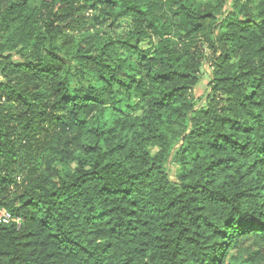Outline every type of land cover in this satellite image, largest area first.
<instances>
[{
    "label": "trees",
    "instance_id": "obj_1",
    "mask_svg": "<svg viewBox=\"0 0 264 264\" xmlns=\"http://www.w3.org/2000/svg\"><path fill=\"white\" fill-rule=\"evenodd\" d=\"M0 211V264H264V0H0Z\"/></svg>",
    "mask_w": 264,
    "mask_h": 264
},
{
    "label": "rangeland",
    "instance_id": "obj_2",
    "mask_svg": "<svg viewBox=\"0 0 264 264\" xmlns=\"http://www.w3.org/2000/svg\"><path fill=\"white\" fill-rule=\"evenodd\" d=\"M232 0H227V6L231 3ZM126 22L123 21L121 25H125ZM125 30V29H124ZM121 30H117V33H120ZM209 83V65L205 63L202 67V78L199 85L194 89L193 93L196 98H203L207 93V87ZM170 174L173 179V175L175 174V168L171 165L168 167Z\"/></svg>",
    "mask_w": 264,
    "mask_h": 264
},
{
    "label": "built area",
    "instance_id": "obj_3",
    "mask_svg": "<svg viewBox=\"0 0 264 264\" xmlns=\"http://www.w3.org/2000/svg\"><path fill=\"white\" fill-rule=\"evenodd\" d=\"M11 220V217L5 211H0V223H7Z\"/></svg>",
    "mask_w": 264,
    "mask_h": 264
}]
</instances>
